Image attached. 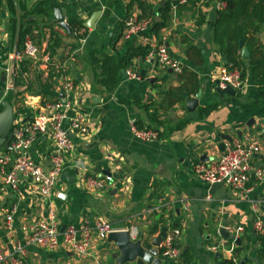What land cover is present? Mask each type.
<instances>
[{
    "label": "crops",
    "instance_id": "0c3cea01",
    "mask_svg": "<svg viewBox=\"0 0 264 264\" xmlns=\"http://www.w3.org/2000/svg\"><path fill=\"white\" fill-rule=\"evenodd\" d=\"M36 1L26 0V5L31 6ZM128 1L57 0L63 5V15L70 11L83 23L98 11L90 22L92 27L88 25L81 29L85 36L76 42L78 58L70 62L75 70L70 66L71 72L67 74L72 81L77 80L67 98L73 103V112H79L85 118L88 131L71 133L73 150L66 154L61 172L65 176L62 179L59 176L53 189L59 227L78 226L85 219L101 217L118 229L134 227L136 234L132 237L128 232L130 239L140 240L149 248H154L152 242L163 227L166 233L175 228L182 230L174 245L179 248L180 255L182 252L189 254L188 263L180 255L177 259L161 255L160 243L164 236L156 247L158 260L154 262L157 257H152L149 263L143 264H223L225 259H232L236 264H264L259 240L264 234V106H245L259 94L251 60L264 58V25L250 34L255 39L251 43L257 44L250 45L246 41L240 46L239 42L237 55L241 60L240 67L245 71L242 89H235L234 95H220L217 77L220 69L229 64L215 40L214 22L219 18L218 10L226 7L227 0H209L208 5L202 7L203 20L197 25L192 1L186 0L178 13L173 10L171 20L159 31L160 37L150 30L151 20L143 37L126 40L122 30L129 16ZM148 1L154 19L158 17L160 21L161 0ZM133 12L139 13V10L135 8ZM39 19L41 22L42 18ZM58 26L53 28L69 42L71 37ZM43 31L42 48L46 46L49 28ZM182 37H188L187 42L181 41ZM10 41L9 13L1 5L0 88L9 87L11 82L6 69H14L15 77L22 81L14 87V77L11 83L17 93L13 99L18 111L14 122H27L37 113H47V104L53 100L42 94L36 81L37 69L42 71L41 78L45 79L47 63L42 55L38 68L36 64L19 74L18 62L22 56L18 54L16 63L13 62ZM162 42L173 58L196 74L202 96L192 111L184 108L185 97L170 110L159 109L160 118L170 120V125L183 124L165 137L143 141L136 136L133 124L148 122V113H152L153 104L160 101L162 92L179 86L181 79L178 75L172 76L169 68L150 70L148 61L136 60L139 70L147 77L142 80L128 78L125 71L133 68L130 65L115 73L117 83L109 88L98 81L96 74L100 68L97 63L92 64L89 55L92 50H97L100 59L110 58L121 63L130 46L145 45L154 51ZM243 47L248 51V58L242 57ZM65 52L67 49H60L58 56ZM259 70L258 79H264V69ZM260 85H264V80ZM59 87L54 91L56 98L60 94ZM213 102L219 103L217 108L200 116L199 107ZM226 135L240 142L251 138L260 142L259 151L251 160L250 178L243 190L221 183L212 188L215 183L203 182L195 171L198 164L211 165L218 160L223 151L220 144L229 142L224 138ZM49 146L50 138L41 135L32 143L29 152L35 160L47 164ZM256 170H261L260 177L255 174ZM83 173L111 175L113 181L103 189H89L81 180ZM8 194L10 192L4 193L0 200ZM12 194L13 197L8 198L6 206L0 210V227L7 210L14 206L15 233L13 237H7L0 229V252L11 249V241L24 242L20 225L46 216V207L32 190L30 180H22L19 190ZM257 221L262 223L261 230L255 228ZM220 227H225L234 238L225 243L219 234ZM238 228L240 230L236 231ZM237 237L240 238L239 244L235 241ZM237 246L243 247L238 256L235 252ZM90 248L91 255L83 258L64 247L47 249L30 244L26 246L25 261L26 264H118L114 257L118 254L117 246L107 241V236H95Z\"/></svg>",
    "mask_w": 264,
    "mask_h": 264
},
{
    "label": "built area",
    "instance_id": "2783aa9c",
    "mask_svg": "<svg viewBox=\"0 0 264 264\" xmlns=\"http://www.w3.org/2000/svg\"><path fill=\"white\" fill-rule=\"evenodd\" d=\"M83 1V0H80ZM186 0H178L179 4ZM206 0H199L200 3ZM151 23L150 18H138V12H133L125 21L122 36L129 40L134 37H143ZM40 54L38 48L33 45L29 36L25 37L22 48V56L36 59ZM145 60L151 64L150 70L171 68L175 75L181 72L182 64L173 58L164 42L158 44L155 50H151L145 57H136L133 68L125 71L130 79L142 80L147 76L139 70V65L135 61ZM48 61L45 55L46 64ZM136 63V64H135ZM7 76L12 83L15 73L7 68ZM242 89L243 82L237 69L222 67L217 77L218 89L226 87ZM74 87L71 78L65 74L61 77L60 93L47 104V113H37L29 121H15L11 128V141L9 150L0 151V197L6 192H16L19 190L22 180H30L32 190L38 194L46 207V216L33 220L30 223L20 225V230L24 234V242L11 241V249L0 252V264H26V246L33 244L47 249H57L60 247L73 251L78 257L91 255V243L95 236L106 237L110 232L126 230L132 237L136 234V229H118L113 227L107 220L96 217L92 220L85 219L78 226L66 225L63 230L59 227V212L53 204V189L62 172L66 154L73 150L71 133L84 134L88 127L83 115L73 112V103L67 98V94ZM67 122V124H66ZM134 132L143 141L154 140L157 133L152 129H138L134 125ZM41 135L50 138V146L47 151L48 163L43 164L35 160L29 149L32 143ZM260 142L256 139H249L246 142L232 140L226 143L218 160L211 165L198 164L195 171L203 182L221 183L232 186L234 189H245L246 182L251 175V160L254 154L258 153ZM255 174L260 177L261 170H256ZM82 182L87 188L103 189L108 183L113 181L111 175H83ZM15 207L12 206L1 220L0 229L7 237H13L15 227L13 225V215ZM255 228L262 229V223L257 221ZM240 228L236 229L239 231ZM181 229L175 228L167 232L160 243L161 255L169 259H177L180 250L174 245V240L180 236ZM1 235V234H0ZM11 239V238H10ZM214 248V247H213Z\"/></svg>",
    "mask_w": 264,
    "mask_h": 264
},
{
    "label": "trees",
    "instance_id": "16d2710c",
    "mask_svg": "<svg viewBox=\"0 0 264 264\" xmlns=\"http://www.w3.org/2000/svg\"><path fill=\"white\" fill-rule=\"evenodd\" d=\"M191 1L193 4L195 23L196 25L201 24V21L203 20L202 7L207 6L209 0L202 3H200L199 0ZM18 4L21 10V29L17 54L22 56L21 52L26 36H29L33 45H35L40 52V57H38L35 62L28 57L22 56L18 62V72L20 74L21 71L24 72L28 69V67H32L36 64V67L38 68V64L42 61V55H47V75L45 79H42V71H38L37 69L36 81L39 90L42 91L44 96H48L53 100H56L57 96L54 95V91L55 88L60 85V78L71 72L69 64L71 61L75 60V58H78L76 52V42L85 36V33L81 32L83 20L75 17L72 13H70V11L65 13L64 17L66 23L73 32V38H71V40H68L67 38L69 42H66V38L61 35L59 31L53 28V26H58L54 20L53 9L57 6L63 7V5L59 4L57 0H37L31 6L26 5V0H18ZM1 5L5 6L9 13L10 43L13 45V37L16 26L14 4L12 0H0V6ZM127 6L129 16L136 8L139 10L138 18H150L153 23L150 30L155 35H159V37L160 29L165 27L171 20L173 10L178 13V10L183 7L182 4L178 3V0H164V5L159 7L161 20L156 21L148 0H129ZM218 17L219 18L214 22V37L217 44L220 46L222 54L227 58V64L229 65H227L226 68L239 70L241 80L244 82L245 71L244 68L242 69L240 67L241 60L237 55V50L239 49L240 41L245 43L247 41L248 44L255 42L254 37L250 34L257 32L259 28L264 25V0H227L226 7L218 10ZM39 18H42L41 22H39ZM46 27L49 28V35L46 39V46L42 48L41 43L45 39L43 30ZM187 40L188 37L181 38V41L183 42H187ZM253 44L257 43H251L250 45ZM60 49H67V52H65L62 56H58V51ZM150 51L151 48L149 46L140 44L132 45L126 51L123 57L124 59L121 63H117L115 61L113 62L110 58L100 59L97 56V50H92L89 56L92 60V64L95 65L97 63L100 68V72L96 74L98 81L111 88L117 83V78L115 76L116 72H119L120 69L126 68L127 66L134 65V59L136 57H145ZM65 63H67L66 66ZM251 63L254 68L256 82L259 84V94H257L252 102L246 104L245 106H264V85H260L263 83L264 79H258L259 69H264V58L251 60ZM142 74L144 76L145 72ZM178 77L181 79L182 83L179 86L170 87L162 92L160 101L154 103L152 113H148V122L144 123L143 121H137L135 123L138 129H152L157 133L158 138H162L170 134L172 131L181 128L183 123L179 124L177 122L170 125V120L161 119L159 109L163 111L170 110L174 105L183 102V92L195 95L199 91L200 85L196 74L191 72L184 65H182V69L178 74ZM76 81L77 80L75 79L73 84ZM21 83L22 81H19L17 77L14 78V87L20 85ZM218 105V102H213L200 106L198 113L200 116L207 115L212 110L216 109ZM155 228H157V226ZM259 240L262 244V252H264V234L261 235ZM242 249L243 247H236L235 252L237 256ZM180 258L186 263L190 260V256L186 252H182ZM223 264L236 263L232 259H225L223 260Z\"/></svg>",
    "mask_w": 264,
    "mask_h": 264
},
{
    "label": "water",
    "instance_id": "95a60500",
    "mask_svg": "<svg viewBox=\"0 0 264 264\" xmlns=\"http://www.w3.org/2000/svg\"><path fill=\"white\" fill-rule=\"evenodd\" d=\"M15 8V19H16V26H15V32L13 37V55H14V63L17 61L18 57V44H19V36H20V29H21V10L19 8L18 0H12ZM86 1V0H83ZM160 5H164V0L160 1ZM96 11L95 13H97ZM94 15L86 22L83 23V26L92 27L90 22L94 20ZM53 15L56 23L63 28L68 35L73 38V32L69 28L68 24L66 23L65 17L62 13V9L60 6L54 7L53 9ZM156 21H158V17L155 18ZM240 46H243V41H240ZM242 57L248 58L249 54L245 47L242 48ZM37 57H40V54H37ZM223 59L226 60L225 57ZM73 71L75 70V67L73 63L70 64ZM14 72V69H12ZM168 71L172 74V76L175 77V74L173 73V70L171 68L168 69ZM5 80V77H4ZM219 91L220 95H223L224 93H228L231 95L236 94V90L231 87H226L224 89H217ZM15 89L12 87V84H9V87H6V89L0 88V148L3 150H9L10 147V141L12 138L11 135V128L14 122V117L17 114V110L15 109V106L13 104L14 96L16 95ZM59 96L62 98L64 95L62 93L59 94ZM182 96L185 97L186 104L184 105V108L188 109L189 111H192L196 108V106L199 103V99L202 96V91L199 90L194 97H188L185 92L182 93ZM67 124V122H66ZM227 141L231 142L233 139L231 136H224ZM222 147V148H221ZM225 147V143L220 144V148L223 150ZM63 176H65V173H61L60 178L62 179ZM220 183H215L212 185V188L215 186H219ZM13 194L10 193L6 196H4L0 200V210L6 206L7 199L12 198ZM66 225H63L61 227V230L65 228ZM166 228L163 227L160 231V234L158 237H156L152 245L154 248H149L146 245H144L140 240L132 241L130 239L129 233L126 230L121 231H114L110 232L107 235V241L114 242L118 249V254H115L114 257H116V262L118 264H125L127 262H136V264H143V263H149L151 258L157 257L154 262L158 260L159 252L156 249L158 247L159 243L161 242L162 238L165 236ZM219 234L220 236L225 239V243L227 242V239L234 238L232 235H229L225 227L219 228ZM236 243L239 244L240 238L235 239ZM181 243L183 241H180ZM154 264V263H153Z\"/></svg>",
    "mask_w": 264,
    "mask_h": 264
}]
</instances>
